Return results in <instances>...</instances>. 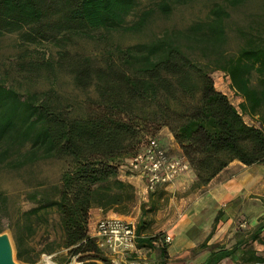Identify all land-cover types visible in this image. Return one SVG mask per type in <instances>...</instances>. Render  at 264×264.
<instances>
[{
    "label": "trees",
    "instance_id": "trees-1",
    "mask_svg": "<svg viewBox=\"0 0 264 264\" xmlns=\"http://www.w3.org/2000/svg\"><path fill=\"white\" fill-rule=\"evenodd\" d=\"M139 1L0 0V37L17 33L23 45L56 49L47 57L38 50L23 54L18 70L25 81L67 72L75 87L93 92L72 103L54 88L19 91L0 80V170L19 172L50 159L66 164L55 184L34 185L26 194V210L13 208L0 192V219L7 220L19 262L35 264L41 254L61 248L64 264L75 256L110 264L88 234L89 211L130 207L133 186L118 174L139 143L163 128L189 163L197 188L234 160L264 163V0H212L205 17L188 26L127 46L104 44L99 57L68 49L74 37L94 39L90 30L138 32L154 14L169 15L198 0H149V8L124 26ZM215 70L229 80L237 106L215 88ZM75 106L80 112L72 114ZM52 213L60 243L46 239L36 250L31 240L48 227ZM259 235L242 244L261 241ZM160 236L139 239L137 247L150 248ZM241 260L264 264L250 249Z\"/></svg>",
    "mask_w": 264,
    "mask_h": 264
},
{
    "label": "crops",
    "instance_id": "crops-1",
    "mask_svg": "<svg viewBox=\"0 0 264 264\" xmlns=\"http://www.w3.org/2000/svg\"><path fill=\"white\" fill-rule=\"evenodd\" d=\"M164 132L158 134L159 143L170 155H181L171 133ZM195 179L189 171L154 192L145 190L143 203L124 215L136 224L137 241L161 235L133 258L148 264H244L241 259L249 249L264 257V163L247 166L234 160L201 188L193 186ZM145 201L149 214L143 210ZM110 214L91 208L88 227ZM256 231L261 241L242 244ZM164 236L169 243H162ZM225 251L228 255L217 258Z\"/></svg>",
    "mask_w": 264,
    "mask_h": 264
},
{
    "label": "rangeland",
    "instance_id": "rangeland-1",
    "mask_svg": "<svg viewBox=\"0 0 264 264\" xmlns=\"http://www.w3.org/2000/svg\"><path fill=\"white\" fill-rule=\"evenodd\" d=\"M211 3L212 0H198L188 5L176 6L169 15L156 13L149 19L148 24H146L145 27L138 32H130L120 29L110 31H105L103 29L90 30L94 39L74 37L72 42L68 45V49L72 53L77 52L84 55L99 57L102 48H104V44L109 46H127L137 42L147 41L155 35H159L167 30L186 27L193 21L205 17ZM149 6V0H140L135 9L125 19L124 26H129L134 23L138 19L140 12L149 8ZM230 47L233 48L232 45H230ZM25 48H27L26 51L24 50ZM33 50H38L39 53H44L46 57L54 55L56 51V49L50 44H41L38 46L23 45L17 33H10L0 37V80L5 85L12 86L19 91H23L26 87H32V90L54 88L60 94L68 97L71 102H76V100L83 102L86 97L93 95L92 89L81 90L75 87L71 75L67 72H58L54 77L48 74H43L35 78L33 83L25 81L20 74L21 72L18 70V63L22 59L23 54L31 53ZM210 75L213 79L215 88L226 93L230 97L231 102L237 106L240 99L236 98L232 94L229 80L224 73L219 70H215L212 71ZM78 112H80V108L75 106L72 114ZM243 119L248 124L256 126L259 125L255 119L250 118L247 115H243ZM163 129L166 135L167 133H170L167 128ZM157 137L159 139L158 135ZM65 165V161L63 160L50 159L36 162L32 166L19 172L0 170V192H3L9 197L10 204L13 208L20 207L22 210H26L31 206V204L26 200V194L38 184L42 185V187L55 184L58 181L61 172L64 170ZM118 178L130 183L133 186V202L125 211L115 209L103 211L104 213L109 212L111 214L102 217L117 216L127 219L124 215L131 212L133 207L138 205V203H143L142 198L146 196L144 183L138 176L127 173L124 169H121L118 174ZM157 198L159 199L160 195H157ZM145 206H149V203L146 201ZM146 207L143 208V210L145 213L149 214L151 210L149 209L150 206L148 208ZM136 210L139 213L140 209H138V206ZM50 220L51 221L48 227H40L31 240V243H33L36 247V250L41 248L46 239L55 240L57 243H60L61 234L58 228L57 214L52 213L50 215ZM6 224L7 220L1 218L0 225L3 226V231L10 232ZM55 250L56 251L50 255L46 253L41 254L35 264H64L62 262L67 258L66 250L61 248H56ZM91 261V259L80 261L78 256H75L65 264H89ZM20 263L27 264L22 262Z\"/></svg>",
    "mask_w": 264,
    "mask_h": 264
},
{
    "label": "built area",
    "instance_id": "built-area-1",
    "mask_svg": "<svg viewBox=\"0 0 264 264\" xmlns=\"http://www.w3.org/2000/svg\"><path fill=\"white\" fill-rule=\"evenodd\" d=\"M232 94L234 95L233 90ZM123 169L138 176L147 193L154 192L157 187L170 184L178 176L191 171L183 155H170L155 136H146L139 143L136 151L125 159ZM244 225L242 223L241 226ZM88 234L110 264H148L133 258L140 251L134 222L117 216L101 217L89 228ZM169 242V236L162 238V243Z\"/></svg>",
    "mask_w": 264,
    "mask_h": 264
},
{
    "label": "water",
    "instance_id": "water-1",
    "mask_svg": "<svg viewBox=\"0 0 264 264\" xmlns=\"http://www.w3.org/2000/svg\"><path fill=\"white\" fill-rule=\"evenodd\" d=\"M0 264H21L15 257V247L11 233L0 232Z\"/></svg>",
    "mask_w": 264,
    "mask_h": 264
}]
</instances>
